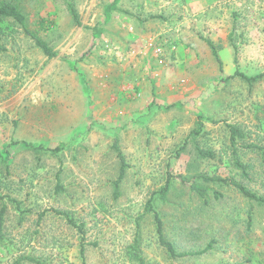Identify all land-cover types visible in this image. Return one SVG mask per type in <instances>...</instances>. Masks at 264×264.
I'll return each instance as SVG.
<instances>
[{
    "label": "rangeland",
    "instance_id": "1",
    "mask_svg": "<svg viewBox=\"0 0 264 264\" xmlns=\"http://www.w3.org/2000/svg\"><path fill=\"white\" fill-rule=\"evenodd\" d=\"M14 1L31 29L44 18L55 56L0 20V264H264V204L212 182L202 200L177 179L160 196L170 176L204 173L264 197V0H70L80 25L63 0ZM146 41L158 65L146 53L144 72L124 70ZM199 115L216 158L191 143L176 157Z\"/></svg>",
    "mask_w": 264,
    "mask_h": 264
},
{
    "label": "trees",
    "instance_id": "2",
    "mask_svg": "<svg viewBox=\"0 0 264 264\" xmlns=\"http://www.w3.org/2000/svg\"><path fill=\"white\" fill-rule=\"evenodd\" d=\"M63 1L65 3V9L68 12L69 16L71 17V19L73 20V22L76 25H80L81 24L80 18L78 16V13L75 7L73 6L72 1L70 0H63ZM3 18L4 19L9 18L17 26H20L22 28V31L32 39L34 44L38 46L42 50L43 54L46 55L48 58L55 56V51H53V49H51V47L47 44L48 42L46 41V39L44 37H41L39 34V31H45L46 29V26L44 24L45 22L44 18L39 17V21H38L39 28L38 29H31L28 26V23L26 21V14L22 12L19 5L14 0H0V20H3ZM213 56L216 58V60L220 64L221 60L217 52L213 51ZM230 76L232 77L238 76L241 79L247 81L249 84H251L252 82L257 80L259 77H261L262 74L248 76L238 70H235L234 73ZM201 120L202 119L199 115L196 121V124H195L196 126H194L188 132V134L185 136L184 140L182 141L181 145L175 150L176 157L180 153L185 152L187 145L191 143L194 145V149H195L194 156L196 158H199L200 160L216 158V155L213 151H211L210 149L201 148L197 144V139L202 131V121ZM227 126L229 130L230 140L233 144L232 151H233V154H236V145H235L236 139L242 138L243 135L240 132L239 128H237L236 126L234 125H227ZM30 145L31 144H29V146ZM31 146H34V145L32 144ZM249 146H252V145H249ZM113 148L116 152V155L119 161L118 176L113 182L114 188H115V194H116L118 192L119 182L121 181L125 173V169L127 165H126L124 155L122 154L121 150L119 149L116 143L113 144ZM51 149L56 151L58 150V147H54ZM234 158L235 159L233 161L235 165H237V167L241 168L242 170H245L244 165L241 162H239L236 157ZM173 179L179 180L181 184H183L184 186L188 188L190 193L195 194L196 196H198L199 199H202V200H206V195L208 192V187L205 185V183L212 182V183H225V184L231 185L234 187V189L239 191L248 200L255 201L259 204H264V197L258 196L256 193H254L253 191H250L249 189H247L245 186H243L242 184H240L238 181L234 180L233 178L229 176H221V175H211L210 176L204 173H195V174H192L191 177L190 176L186 177V176L178 175V174L172 175V177L170 176L167 179V182L165 183V185L162 187L160 191V194H161L160 196H163V194H165V192L169 189L170 182ZM0 198H2V195H0ZM153 200H154V197L153 195H151L150 198L146 202L145 211L147 212L149 211L153 215L158 241L164 248H166L170 256L172 257L179 256L181 254L177 253L174 249L173 244L168 239L165 238L164 230L162 227L163 226L162 220L160 218L159 213L153 207ZM5 211H6V206L4 204L0 207V232H1L3 216L5 214ZM68 221L71 222L72 226L78 227V225H76L72 219H68ZM83 252H84V248L83 246H81L80 247L81 256H83ZM82 264H84V262H82ZM213 264H228V263H213Z\"/></svg>",
    "mask_w": 264,
    "mask_h": 264
},
{
    "label": "crops",
    "instance_id": "3",
    "mask_svg": "<svg viewBox=\"0 0 264 264\" xmlns=\"http://www.w3.org/2000/svg\"><path fill=\"white\" fill-rule=\"evenodd\" d=\"M130 29H132L131 28V26L129 27ZM152 42V41H151ZM151 42L150 41H146V43H143V48H142V45H141V47H140V49H141V54L139 55V58H140V60H141V62H139V61H137V62H135V61H133L132 59H130V61L129 62H127V64H126V66L123 68L124 70H127V71H129V72H132V73H137V75H139L141 72H144V70H141V68L143 67V65H144V63H145V60L144 59H146V57H147V54H152V56H153V58L154 57H156L153 53H152V51H151V47L153 46V44H151ZM153 43V42H152ZM144 44H145V46H144ZM137 48H139V45L137 46ZM137 48H135V49H137ZM154 49V48H153ZM147 53V54H146ZM154 60V63L155 64H157L155 61H159L158 59H156V58H154L153 59ZM135 62V63H134ZM130 65H132L131 67H130ZM158 65V64H157ZM141 70V71H140ZM153 74H157V71H153ZM126 90H124L125 92H128V94H130V96L132 95H135V92H134V90L133 89H131L130 87H127V88H125ZM124 94V93H123Z\"/></svg>",
    "mask_w": 264,
    "mask_h": 264
},
{
    "label": "built area",
    "instance_id": "4",
    "mask_svg": "<svg viewBox=\"0 0 264 264\" xmlns=\"http://www.w3.org/2000/svg\"><path fill=\"white\" fill-rule=\"evenodd\" d=\"M153 51H154L155 54H159L161 52L160 46H158V45L155 46L154 49H153Z\"/></svg>",
    "mask_w": 264,
    "mask_h": 264
}]
</instances>
